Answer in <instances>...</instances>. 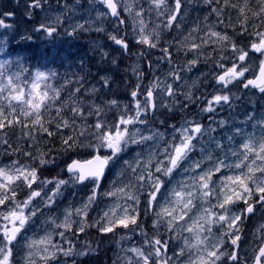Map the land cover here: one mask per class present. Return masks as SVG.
<instances>
[{"label": "snow or ice", "instance_id": "obj_1", "mask_svg": "<svg viewBox=\"0 0 264 264\" xmlns=\"http://www.w3.org/2000/svg\"><path fill=\"white\" fill-rule=\"evenodd\" d=\"M87 2L90 6L89 11L96 10L95 5L97 4L108 10L107 13L96 10L97 18L110 13L111 17L116 18L118 25L126 23L120 18L118 0H87ZM224 2L228 4V0H224ZM151 3L159 9L165 4V0H151ZM257 3L259 8L253 10L252 15L264 19V0H257ZM42 4L48 5V9L53 8L51 0H30L25 9L26 14L31 16L28 9L34 11L37 8H42ZM77 6H83L82 0H74V4L63 5L58 0L56 7H63L64 12L54 18H49L53 26L46 27L41 24L37 30H42L48 36H53L57 31L55 25L62 22V16H66L69 11H77ZM232 6L235 7V5ZM248 7V0H245L244 6L239 9L245 20L248 19L245 15V9ZM181 8L182 0H175V7L171 10L167 23L164 25L166 28L174 26L173 22L177 20V14L180 13ZM48 9L43 10L47 11ZM124 10L128 13L132 11L131 7L127 5H125ZM213 11H216L219 15L222 10L214 9ZM6 15L12 16L13 14L6 13ZM140 15L141 12H136V16ZM91 23V20H86L85 23L77 22L67 34L71 36L78 30L85 31L87 30L85 24L91 25ZM139 24L140 36L136 43L147 45L149 48H156L157 44L152 42L149 35L144 33L143 20H140ZM175 26L178 27V25ZM9 27L11 25L6 24L4 20H0V28ZM103 30L102 27L95 28L97 32ZM196 30L193 29V31ZM244 31L247 32L246 27ZM208 35L216 37L217 42L220 43L230 41L227 35H222L216 31H211ZM255 35L257 39L251 42L249 49L238 47L234 42L232 43V52L236 60L227 68L222 63H218V67L224 69L223 74L216 77L218 84L228 87V85L237 82L244 89L253 88L258 89L260 93H264V32H256ZM159 38V34H156L157 41ZM109 39L126 53L129 51V44L125 37L109 34ZM201 39L204 44L208 43V40ZM199 47L200 45L195 43L190 45V49L193 50L199 49ZM162 51L168 54V48H163ZM251 53L257 54L258 64L254 61L249 64V60L252 59ZM221 59H225V57L222 56ZM113 62L115 63V61ZM10 63L9 61L0 63V78L7 80L6 84L0 85V94L7 93V95H0V100H6L8 102L7 108L10 109V112L6 113L5 107L0 104V129L11 127L14 123H21L18 118H9L15 116L16 109L19 108V115H22L28 121V123H23L22 126L24 128H28L29 124L33 126L25 135H32L37 128L41 133H47L50 137L55 135L48 127H45V123L51 124L52 121H45L43 114L51 109L53 104L62 99L60 96L61 89H54L51 84H47L44 86V90H41L40 82L49 79V74L42 71H37L31 79L26 77L24 81H21V73L27 72V68L21 65L20 73L8 74L5 65H10ZM196 63L195 59L189 61L188 70L190 71ZM247 73H252V78H248ZM50 75L54 77L57 73L51 72ZM82 80L83 77L77 80L76 83L79 84ZM101 80H103V87H110L106 77H101ZM70 83L71 81H66L65 85L61 87H66ZM155 87L156 85L153 84L147 89L144 104L140 103L136 90L131 92L133 100L136 101L135 115L122 113L118 121L112 125H108L107 121L97 120L94 126H81L76 135L62 137L63 150L65 151L74 150L75 148L91 150L89 158L74 159L67 164L66 171L69 177L67 180L56 177L40 179L38 171L43 169L45 165L54 162L53 160L44 159L45 153H41L39 157H33V159H38L39 168L30 165H20L18 167V161H12L11 165L0 167V221H3V223H0V264H14V248L19 243V237L28 230L33 218L41 212L40 206L34 203L36 198L43 202V207L51 208L57 198L62 195L64 186L85 184V182H90L92 189L84 204L74 210L75 214L81 217L77 229L73 230V224L77 221L71 219L73 211L70 209H65L62 223H56L55 219L50 218V222L55 224L56 228H62L64 232L73 231L74 235L85 233L88 228H94L101 237L116 234L118 228L126 230L125 234L128 231L136 232L139 230L140 234L145 237L144 244L142 247L128 249L137 258V264L140 261H142V264H217V262L224 259L228 261V264H241L239 248L242 223L248 215L255 212L257 205L264 208V120L253 124L254 128L258 126L261 129L259 137L250 134L247 139L243 140L239 151L231 150V156L235 157L231 162H228L229 156L227 154L223 158L214 156L213 152L203 145L200 146L201 158L191 160V153L198 146L194 143L198 139L197 134L202 136L206 131L202 129L200 124L194 123L190 130L184 126L177 129L173 125L172 140L164 143H162L164 140L163 133L153 132L151 135H142L139 128L133 131L129 127L147 123L141 116H146L148 109L155 107L153 104V89ZM136 88L140 89L141 86L137 84ZM50 91L52 94H50ZM91 91L95 93L97 89L93 88ZM165 91L169 96L174 94L171 85H168ZM79 92L80 88L77 87L70 95L75 96ZM229 99L228 95H215L208 101V106L203 111L212 112L213 103L219 104L221 101L228 103ZM107 105L109 108L117 106V101H107ZM70 110L74 114L72 124L75 123L76 116H80L83 120L87 119V116L81 115L82 109L79 105L73 106ZM62 111V106L55 108L57 116H60V122L56 124L57 129L70 126V121L61 116ZM103 113L104 108L101 105L92 104L89 106L87 115L100 116ZM249 120H253V117L250 116ZM221 124H223V121H221ZM93 127L94 130H90ZM210 130L214 131V129ZM177 133L179 138H177ZM236 133L240 135L241 130L237 129ZM87 136H92L95 143L92 141L85 143L80 139V137ZM229 139L231 140L232 137L230 136ZM150 141H153L154 145L148 150L146 159L142 158V155H137L132 161H124L126 168H130L134 174L133 180L135 183L129 182L128 184L116 186L114 181L111 189L102 193L105 197L115 198L114 202L108 206V209L99 218L89 220L88 210L101 195L99 189L109 166L130 145H142ZM216 147L223 150L219 143ZM101 150H104V153L107 154H103ZM24 155L32 156L30 152H25ZM204 164H207L208 167H203ZM178 170L183 173L194 174L190 177L192 183L180 182L178 185L171 187L167 190L164 202L161 203V195ZM222 170H228L232 174L226 175ZM217 174H219L218 180H214L213 178ZM118 175L122 176L123 171ZM20 182H23L29 189L28 195L23 201L16 199V187L19 186ZM37 182L40 184L39 190L33 188V184ZM49 184L54 185V187L49 190V193L43 194L44 188ZM210 197L216 199L217 203L211 207L221 209L219 214L213 212L209 207H202L199 215L193 213V209L197 208V199H202L203 203H207V198ZM142 198L143 201H146L143 213L140 209ZM9 201L11 206H8ZM239 203H243L245 207L237 211L235 205ZM149 213L157 218L152 222V227L157 232L162 225H166L167 230L171 233H177L179 228L192 234L191 239L181 236L183 245L179 251L173 250L172 257L167 255L172 237L169 240H162L158 236H153L151 239L147 238V232L140 224V217L142 214L147 216ZM130 226L132 227L130 228ZM214 226L219 227L221 236L217 238L216 243L209 244V237L203 235V233H213ZM261 228H264V225H261ZM64 232H59L58 235L64 237ZM224 237H227V240ZM121 239H124V236H121ZM100 242L98 241V244ZM229 242L232 246L231 250H222ZM26 247L28 249H38L39 258L45 264H51L52 261L56 260L58 253L65 257H86L95 251L91 245L82 251H76L71 247L64 250L61 246L52 242L49 233L39 239L26 241ZM143 248H148L149 251L145 253ZM186 251L188 256L185 260L183 258ZM253 251V264H264V240H262L258 249ZM33 254V252L28 253L25 264H36L35 260L31 258ZM128 264H133L131 258H129Z\"/></svg>", "mask_w": 264, "mask_h": 264}, {"label": "rangeland", "instance_id": "obj_2", "mask_svg": "<svg viewBox=\"0 0 264 264\" xmlns=\"http://www.w3.org/2000/svg\"><path fill=\"white\" fill-rule=\"evenodd\" d=\"M83 1L84 0H82V3ZM29 2L30 0H12L9 11H7L6 9L7 2H5L6 6L4 5L0 7V20H4L6 24L11 25V27L9 28H0V63L4 61L11 62L10 65H5L8 70V74L17 72L15 69L13 70V67H15L14 62L17 60V58L9 56V51L6 50L10 43H13L15 45L20 42L22 44L44 43V45H42L40 48V54L41 52H43V54L45 55L43 56V58H39L38 56L35 59L34 65L38 64L42 60L45 61L40 63V65L42 66L41 71H45L46 74H49V76H51V68L46 67L48 62L51 66L61 67L60 60L62 59V64H64L65 67L67 65L68 67H70V65L72 64L73 53H75L76 55L82 53V51L78 52L74 45L71 46L73 35L70 36L67 34L69 31H71L72 26L77 22L85 23L86 20H91V25L85 24V28L87 29L85 31H89L91 29L95 30L96 27H102L104 29L103 31H101L103 33L102 37H106V43L109 48H116L115 43L111 39H109V34L120 36V32H123L121 25H118L116 20L112 22L109 21L108 14L106 16L97 18L96 10L105 12L98 5L96 6H98L100 9L95 6L96 10H92L96 18H93L90 15L91 11L89 10L86 11V16H80V13L78 11L80 6H77V11L74 12L77 15H73L71 18L70 14L73 12H67L66 16H62V22L59 25H55L57 27L56 33H54L53 36H48L44 31L37 29L40 28L41 24H44L46 27L53 26L50 23L49 18H54L56 15H60L62 12H64L63 7H56L58 0H54L52 9H48V5L42 4V8H37L34 11L32 9H28V11L31 12V16H29L25 11ZM59 2L61 5L74 4V0H59ZM119 2L122 9V18L124 17L127 21L125 23V26L128 24L130 27L129 31L131 35L127 36V40H131L136 44V41L140 36L139 21L143 20L145 25L144 33L146 35H149L150 40L157 44L156 48H149L147 45H145L149 48L148 52H150V50L154 52L151 54V57L146 56L144 58L142 66L140 63L136 62L132 73H130L129 75L127 74L128 77L124 72H122L124 80H129V78L138 79L140 75L145 77V81L142 84V89L140 90L142 91L143 96L146 94L145 92H147V89L149 87H151L153 84L156 85V87L153 89V92L156 96V112L152 119L156 122L160 121V117L157 116V113L159 112L173 111L174 115H176L177 113L179 114V112L182 114H187L190 108H192L193 114H199L198 121H200V119L204 118L205 116L203 112H200L204 101H207L208 104V101L211 100L215 95H228L230 98L228 103H224L223 101H221L219 104L213 103L212 112L215 113L212 117H210V129H214V131L204 128L207 135H204L202 137V141L204 142L202 145H204L205 148L213 150V152L216 153L220 158H223L225 155L220 156L222 150L216 147L217 143H219L221 147L227 146V155L229 156L228 162L234 160L235 157L231 156V150H240V145L242 144L243 140L247 139V137H245L247 133L255 134L257 137H259L261 129L258 126L254 128L253 124L264 120V106L261 108L260 102L252 107V105L254 104V100L252 101L251 106L248 105L247 96L249 94L245 96V101V91L241 89V85H239V83L237 82L228 85V87H224L223 85H216L215 80L217 75H219L221 72L223 73L224 71V69L218 67V63H222L225 68H227L232 65L233 61L236 60V57L233 55L232 47L228 46L231 45L229 41L220 43L217 42L216 37H211L208 35V33H210L211 31L219 32L222 35H224L225 33L221 26L222 23L218 21L217 12L213 11L215 8H213V10H207L204 7L205 5L203 6L201 4H196L197 6H194L192 0H182V8L180 10V13L177 14V20L173 22L174 26L171 28H166L164 25L167 23L168 16L171 10L175 7V0H165V4L162 5L159 9H157L151 3V0H119ZM235 2H237L236 5L238 6V13L241 14L239 10L241 8V4L238 3V1ZM125 5L131 7V13H128L124 10ZM242 5H244V2L242 3ZM43 9L48 10L45 11ZM138 11L141 12L140 16H136V12ZM6 13H12L13 15L8 16L6 15ZM96 21L106 22L108 23L107 25H111L113 26V28L107 29L102 25H95ZM175 25H178V27ZM241 27L242 28L237 29V24L236 26L229 25V28L235 33V40H232V42H239L240 45L238 47H241V44H243V48L249 49L251 42L257 39L255 35L256 32H264V19L254 16V19H251L250 21H248V23L243 24ZM245 27L247 28V32L244 31ZM2 29L8 32V34H6V32H4ZM193 29L197 30L193 31ZM60 32H62V34H60ZM156 34H159L160 37L158 41L156 40ZM247 36L251 39L250 44L249 46H244ZM186 37L187 39H185ZM65 38L68 39L66 44L65 42H63ZM201 38L208 40V43L204 44ZM22 40L24 41L22 42ZM193 43L200 45L199 49H190V45ZM100 45L101 43H91V45L87 47L92 52L96 50L97 47H100ZM59 46L61 47L58 48ZM43 47L44 49L42 50ZM47 47H49L48 50H46ZM62 47L65 48L66 52H64V50L62 51ZM163 48H168V54H165L162 51ZM118 51L121 50L118 49ZM129 51L131 50L129 49ZM222 56L225 57V59H221ZM251 57L252 59L249 60V64H252L253 61L256 64L259 62V60L256 59V53H251ZM133 59L134 56L129 58L130 61H133ZM193 59H195L197 63L194 67H191V70L189 71V61ZM73 60H75V58ZM64 66H62V69H64ZM129 68L130 67H128V69ZM128 69H125L126 73ZM246 75L251 76L252 73H247ZM111 76L112 71H107L106 73L100 74L98 76L97 73H92L90 75L89 82H86L83 78V80L78 84L76 83V81L80 78L77 77V75H75L73 72H71L69 68L66 73L63 72V77L61 80L59 74H57L54 77L52 76L53 78L49 77V79L46 81L50 83L54 82L53 79L57 81V83L55 84V89H61L60 96L61 98H64L66 97L65 95H67V93H65V91L67 90H64L65 87L62 88L61 86L65 85L66 81H71V83L68 84L70 85V88L79 87L81 92L92 94L91 90L93 88H96L97 91H99V89L103 87V80H101V77H106L109 83ZM21 81H24V78L21 77ZM6 83V79L0 78V85ZM137 84L139 83H135L129 86L124 91L127 95L118 100L117 109L114 107V110L116 111V114H118V117L122 113H126L127 115H129V113L130 115H135L136 101L133 100L131 92L136 89ZM168 85L172 86L174 93L172 96H168L167 92L165 91ZM0 95H7V93H3ZM258 96H262V99L264 98V95H252L251 98L257 100ZM138 99L141 104H144L145 100H143L142 97H138ZM1 101H3L6 105L8 104L6 100ZM148 114L146 116H141V118L145 119L147 123L144 125L137 124V127H135L134 130L136 128H139L142 135H151L153 132H160L164 134V140L162 141V143L171 141L174 133L159 131L155 127L156 124L149 122ZM218 114H223L224 116L228 117L229 122L224 120L223 124H219L218 121L220 120V116H218ZM81 115L87 116L86 120L81 119V125H89V116L84 112H82ZM240 116L242 118L247 117V119H249L250 116H256L257 122L253 124H250L249 122L244 125L240 124L235 128H232L231 131H226L225 129L227 127H232L234 120H236ZM94 117L96 118V115H92V120L94 119ZM187 119L188 120L183 122L179 128H181V126H192V124L186 122L193 121L194 117ZM132 127L133 126H130V128ZM237 129L241 130L240 135H237ZM223 132H230L229 137L231 136L232 139L230 140L225 136H222ZM176 135H178V133ZM80 139L85 143H87L88 141H92L93 143H95V140L92 136L80 137ZM58 143H62V140H60ZM153 145V141L147 142L146 144L142 145H130L128 149L123 154H121L117 160H115L111 176H109L107 182L100 189L101 195L98 197V199L100 200L98 208L91 215H89L90 209L88 210L89 220L99 218L101 215H103V212L108 209V206L114 202L115 198L105 197L102 195L103 192L111 189L114 181L116 182V186L128 184L129 182L135 183V181L133 180L134 174L132 173L130 168H126V166L124 165V161H132L137 157V155H142V158L146 159L147 152L150 148L153 147ZM197 145L199 146L198 143ZM65 153L66 152L64 151L62 155H65ZM195 159L196 158L194 157L192 160ZM11 163V161H3L1 167L11 165ZM20 165L27 164H17L18 167ZM203 167L207 168V166L204 165ZM121 171H123L122 176L118 175V173H120ZM224 174L230 175L232 174V172L224 170ZM62 179L67 180L68 178L65 177ZM180 182L185 181L183 176H180V172H178L174 174L171 183L167 185L163 196L161 195V203L164 202V198L167 195V190L175 185H178ZM188 183H192V180H188ZM53 187L54 185L52 184L47 185L44 188L43 194L49 193V190ZM24 188V184H19V186L16 187V192L18 193L21 189ZM33 188L36 187L33 186ZM91 189V183L84 188H77L76 184H69L67 186H64L62 189V195L57 198L55 204L51 208L43 207V202L39 198H36L34 203L40 206L41 212L33 218V222L28 231H26L19 238V243L15 245L14 264H25V260L29 252L34 253L31 258L35 260L36 264H45V262L39 258V250L28 249L26 247V241L31 239H39L46 233L51 234L52 242L61 246L64 250H67L72 245H76L75 242L77 243V245H84L83 243L79 242L78 235H74L73 231L64 232V229L56 228L55 224L50 222V218L55 219L56 223H62L64 221L65 209H70L73 211L71 219L77 221V223L73 224V230L77 229L78 222L81 217L77 216L74 210L84 204L87 197L91 194ZM37 190H39V188ZM28 192L29 189L27 191V195ZM23 193V198L17 199L18 201H23L27 197L25 195V192ZM200 201H202V199H197L196 203H199ZM121 203H123V201H121ZM145 204L146 201H143L142 198L140 208L145 207ZM8 206H11L10 201ZM144 218L145 216L141 215L140 224L143 223ZM0 223H3V221H0ZM59 232H64V237L58 235ZM137 232H139V230H137ZM134 235L135 232L128 231L127 234H125V231L122 232L118 239V248L120 249L117 248L115 260L113 261L112 259L111 264H128L129 258H131L133 264H137V258L133 253L128 251V249L132 247H142V245H139L138 242L134 243L132 241L134 239L132 238L134 237ZM121 236H124V239H121ZM89 237L92 238L91 235ZM214 237L215 236H210V240L208 242L209 244L216 243L213 241ZM180 240H182V238ZM179 244L180 246L176 247L174 250L179 251L183 243L180 242ZM168 254L169 257H172L173 251L170 253V250H168ZM187 256L188 253L186 251L183 259L186 260ZM68 257H65L64 255L58 253L57 259L52 261L51 264H68L66 260ZM173 259L175 260V258ZM74 263L75 262H73L72 264ZM94 263L97 264V260ZM139 264H142V261H140Z\"/></svg>", "mask_w": 264, "mask_h": 264}, {"label": "trees", "instance_id": "obj_3", "mask_svg": "<svg viewBox=\"0 0 264 264\" xmlns=\"http://www.w3.org/2000/svg\"><path fill=\"white\" fill-rule=\"evenodd\" d=\"M217 1H219L218 2L219 9L222 10L224 17L227 19L228 28H229V25L236 26L237 24V29H238L240 26L239 24L242 25L244 23H248V21H250L252 18L254 19L252 15V11L257 10L259 8L257 0H248L249 7L245 9V15L248 17V19L245 20L244 16L238 13V6L236 5L237 2H235V0H228V4H225L224 0H214V2H217ZM237 1L241 5L243 2L245 3V0H237ZM232 5H235V7H233ZM243 6L244 5H242V7ZM120 56L121 54L119 53L117 56H115V59L118 60ZM98 59H100V55L98 58V55H95V54H87V56L83 54H78L75 56L74 67L71 70V72H73L79 78L83 77L86 82H89L90 75L92 73H96V68L100 67V65H101V68H102V65L103 66L111 65L109 64V61H104V62L99 63ZM119 61H122V58ZM119 63H122V62H119ZM115 77L117 78L118 82L121 83L118 77V74H116ZM125 95H127L126 92L123 93V96ZM71 108H68L65 110L63 109L61 113L64 116H68L70 120H71V117L74 115L73 113H71L72 112L70 110ZM83 109L84 110L82 111H84L85 113L88 112V110H86L87 109L86 106H83ZM57 117H58L57 115L54 116V120H56ZM45 121H49L47 117L45 118ZM80 121H81L80 116H76L75 123L72 124L70 122V126L63 128V129L56 128V121L51 124L45 123V127H48L52 132L55 133V135L51 137L48 136L47 133H41L38 128L36 129L35 132L32 133V135L30 136L25 135V133H28L33 128V126L29 124L28 128H24L22 126V123H19V124L14 123L11 127H5L3 129H0V143H3L4 141L8 143V146L10 147L13 153L30 152L32 154V157H38L39 154L41 153H45L46 154L45 156L48 157L50 154L56 153V155L61 158L66 157V155L68 154L62 155V153L65 151L63 150L64 145L58 142L62 140V137H65L67 135L78 134V131L81 127Z\"/></svg>", "mask_w": 264, "mask_h": 264}, {"label": "bare ground", "instance_id": "obj_4", "mask_svg": "<svg viewBox=\"0 0 264 264\" xmlns=\"http://www.w3.org/2000/svg\"><path fill=\"white\" fill-rule=\"evenodd\" d=\"M139 85L141 86V88H140V89H137V88H136V89H135L136 91H140V90L142 89V83H139ZM140 92H141V94H143L142 91H140Z\"/></svg>", "mask_w": 264, "mask_h": 264}, {"label": "flooded vegetation", "instance_id": "obj_5", "mask_svg": "<svg viewBox=\"0 0 264 264\" xmlns=\"http://www.w3.org/2000/svg\"><path fill=\"white\" fill-rule=\"evenodd\" d=\"M143 84V83H142ZM146 93V92H145Z\"/></svg>", "mask_w": 264, "mask_h": 264}]
</instances>
